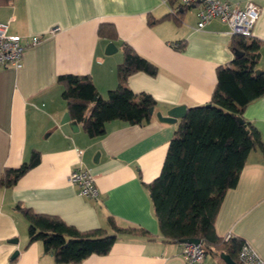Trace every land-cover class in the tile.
Returning a JSON list of instances; mask_svg holds the SVG:
<instances>
[{
    "label": "crops",
    "instance_id": "crops-1",
    "mask_svg": "<svg viewBox=\"0 0 264 264\" xmlns=\"http://www.w3.org/2000/svg\"><path fill=\"white\" fill-rule=\"evenodd\" d=\"M228 1L259 6L252 34L263 41L256 67L263 69L264 0ZM0 21H9V33L43 36L24 50L20 67L0 66V173L39 151L38 163L14 185L0 186V264H61L43 251L41 241L27 244L28 222L17 205L57 216L80 231L112 233L109 218L124 230L116 232L107 254H91L79 264H187L183 243L163 240L146 187L159 175L180 119L161 121L156 111L209 101L216 67L234 57L229 26L212 18L198 27L196 7H179L178 0H12L0 5ZM105 22L117 31L112 53L105 52L111 40L97 33ZM121 41L158 68L153 76L138 71L127 78L135 94L155 99L151 119L143 124L114 119L106 122L103 135L89 137L81 123L62 122L68 111L56 78L89 74L105 97L117 84ZM175 41L178 47L171 45ZM242 115L256 127L264 147V94ZM77 164L93 175L97 198L81 195L68 182ZM214 227L219 236L242 238L264 260V154L259 148L249 152L237 183L225 191ZM202 264L223 263L216 253H207Z\"/></svg>",
    "mask_w": 264,
    "mask_h": 264
},
{
    "label": "trees",
    "instance_id": "trees-1",
    "mask_svg": "<svg viewBox=\"0 0 264 264\" xmlns=\"http://www.w3.org/2000/svg\"><path fill=\"white\" fill-rule=\"evenodd\" d=\"M11 2L0 0V5ZM97 33L112 42L118 39L112 23H100ZM262 43L253 35H231L233 59L216 67V84L209 101L186 108L169 141L159 175L146 185L163 240L176 243L182 238H198L206 254L216 253L223 264L220 252L240 264L237 254L246 242L231 234L227 239L217 235L214 222L219 205L225 191L237 183L249 152L259 148L264 154L258 130L242 115L248 103L264 94V68L255 73ZM119 45L123 57L116 66L117 84L105 97L89 74L63 73L56 78L70 119L81 123L89 137L103 135L106 122L114 119L129 124L151 119L155 99L146 92L135 94L127 86V78L138 71L153 76L158 68L126 42ZM38 161L39 151L34 149L19 167L3 168L0 186L14 185ZM17 207L28 222L27 244L41 241L43 251L51 253L55 263L79 264L91 254H107L116 241V232L124 231L111 218L112 233L103 228L80 231L57 216ZM138 229L143 235L149 233L145 228ZM148 239H154V235Z\"/></svg>",
    "mask_w": 264,
    "mask_h": 264
},
{
    "label": "built area",
    "instance_id": "built-area-1",
    "mask_svg": "<svg viewBox=\"0 0 264 264\" xmlns=\"http://www.w3.org/2000/svg\"><path fill=\"white\" fill-rule=\"evenodd\" d=\"M196 7L198 17L197 26L203 27L212 18L225 22L231 34L252 36V28L259 16V6L253 1L245 4L230 2L228 0H178L179 7ZM9 21H0V66L20 67L24 50L37 44L41 34L20 35L8 32ZM56 28L51 27L53 32ZM173 47H178L179 42H171ZM67 180L78 187L81 195L97 198L99 190L93 175L88 168L77 164L71 168ZM230 234L225 235L227 239ZM181 254L187 264H202L206 250L199 243H183ZM240 264H264V260L247 244L244 243L237 254Z\"/></svg>",
    "mask_w": 264,
    "mask_h": 264
},
{
    "label": "water",
    "instance_id": "water-1",
    "mask_svg": "<svg viewBox=\"0 0 264 264\" xmlns=\"http://www.w3.org/2000/svg\"><path fill=\"white\" fill-rule=\"evenodd\" d=\"M116 50L115 44L110 41L107 43L105 52L106 53H112ZM260 69H256L255 73H259ZM153 108H150V112L152 113ZM186 108L184 105H176L172 106L171 108L167 109L164 113L161 111H156V117L161 121L166 122H175L178 118H182L185 115ZM238 121L242 122L243 118L238 116ZM70 120L68 112L63 115L62 122H67ZM74 126L77 127V122L73 121ZM16 241V240H14ZM180 243H199L200 240L198 238L189 237V238H182L179 241ZM17 252L14 253L16 255ZM220 258L225 262V264H238L229 254L220 252L219 253Z\"/></svg>",
    "mask_w": 264,
    "mask_h": 264
}]
</instances>
